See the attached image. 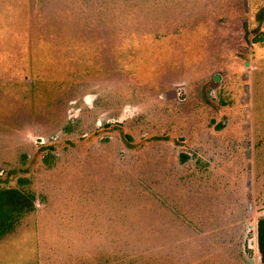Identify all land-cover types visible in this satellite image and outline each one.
<instances>
[{"label": "rangeland", "instance_id": "1", "mask_svg": "<svg viewBox=\"0 0 264 264\" xmlns=\"http://www.w3.org/2000/svg\"><path fill=\"white\" fill-rule=\"evenodd\" d=\"M245 1L0 0V190L35 206L0 264H263Z\"/></svg>", "mask_w": 264, "mask_h": 264}, {"label": "trees", "instance_id": "2", "mask_svg": "<svg viewBox=\"0 0 264 264\" xmlns=\"http://www.w3.org/2000/svg\"><path fill=\"white\" fill-rule=\"evenodd\" d=\"M257 18L260 23L263 22L264 8L258 13ZM31 211H35L34 195H25L17 189H1L0 236L9 231L15 221ZM258 247L264 264V219H261L258 225Z\"/></svg>", "mask_w": 264, "mask_h": 264}, {"label": "water", "instance_id": "3", "mask_svg": "<svg viewBox=\"0 0 264 264\" xmlns=\"http://www.w3.org/2000/svg\"><path fill=\"white\" fill-rule=\"evenodd\" d=\"M245 5H246V10H248V8H247V0L245 1ZM245 31H246V35H245V37L247 38V23L245 24ZM216 80H218V77H216ZM260 260H261V262H262V257L260 258Z\"/></svg>", "mask_w": 264, "mask_h": 264}, {"label": "flooded vegetation", "instance_id": "4", "mask_svg": "<svg viewBox=\"0 0 264 264\" xmlns=\"http://www.w3.org/2000/svg\"><path fill=\"white\" fill-rule=\"evenodd\" d=\"M249 89V87H247ZM168 96H173V93H167ZM87 102V98L85 99Z\"/></svg>", "mask_w": 264, "mask_h": 264}]
</instances>
